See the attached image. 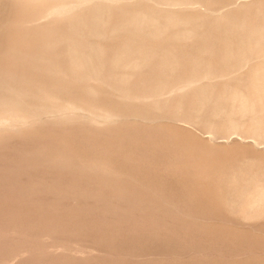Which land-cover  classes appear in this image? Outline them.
Here are the masks:
<instances>
[{
	"label": "rangeland",
	"instance_id": "374dc122",
	"mask_svg": "<svg viewBox=\"0 0 264 264\" xmlns=\"http://www.w3.org/2000/svg\"><path fill=\"white\" fill-rule=\"evenodd\" d=\"M206 1L213 14L257 8L264 15V0H246V9L237 10L230 0ZM184 13L213 20L193 7ZM197 46L171 53L180 63L175 74L192 61H216ZM257 54L246 53L247 65L217 83L213 94L218 86H241L250 70L264 67V53ZM98 91L92 102L120 112L107 127L114 142L107 138L94 150L67 133L50 134L71 155L40 177L46 184L30 186L24 181L38 174L0 166V264H264V210H250L244 199L264 184V138L255 143L244 134L246 118L231 128L212 119L211 111L224 106L211 100L155 110ZM65 169L68 175L60 173Z\"/></svg>",
	"mask_w": 264,
	"mask_h": 264
},
{
	"label": "bare ground",
	"instance_id": "6f19581e",
	"mask_svg": "<svg viewBox=\"0 0 264 264\" xmlns=\"http://www.w3.org/2000/svg\"><path fill=\"white\" fill-rule=\"evenodd\" d=\"M206 2L0 0V166L38 174L40 180L24 181L30 186L46 184L40 177L71 155L50 134L67 133L94 150L113 140L107 127L120 112L92 102L99 88L121 104L155 110L220 103L224 107L212 110V119L232 128L246 118L241 129L258 143L264 138V67L250 70L241 86H218L215 94L211 89L247 65L246 53H264V15L257 8L213 14ZM248 4L230 0L228 6ZM185 7L213 20L185 18ZM187 44L216 61H192L189 70L175 74L180 63L171 53H190L180 48ZM93 135L102 136L101 142ZM49 151L50 159L41 158ZM244 199L250 210H264V184L244 192Z\"/></svg>",
	"mask_w": 264,
	"mask_h": 264
}]
</instances>
